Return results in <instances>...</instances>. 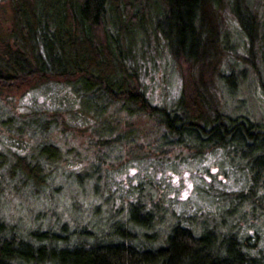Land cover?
Masks as SVG:
<instances>
[{"label":"rangeland","instance_id":"1","mask_svg":"<svg viewBox=\"0 0 264 264\" xmlns=\"http://www.w3.org/2000/svg\"><path fill=\"white\" fill-rule=\"evenodd\" d=\"M250 5L260 20L253 41L227 5L220 9L222 50L205 65L204 83L213 107L264 124V0ZM10 13L8 0H0V31L9 26ZM137 39L142 89L151 103L174 107L182 90L180 63L160 28L137 33ZM58 81L0 94V111L16 122L31 108L57 106L59 126L50 136L65 153L71 149L47 185L3 196L1 219L33 241L41 240L31 232L41 230L56 233L61 244L125 240L146 247L164 244L178 222L196 235L210 230L215 241L231 235L249 255H264V189L253 200L246 197L249 162L239 147H198L192 137L169 131L155 113L131 112L120 102H106L98 113L102 100L88 95L82 105L72 87ZM110 129L121 132L118 140L106 134ZM2 133V141H15ZM98 133L109 141L100 143ZM27 135L21 145H28ZM132 210L149 219L133 221ZM119 226L132 237L123 238ZM259 261L264 264V256Z\"/></svg>","mask_w":264,"mask_h":264},{"label":"trees","instance_id":"2","mask_svg":"<svg viewBox=\"0 0 264 264\" xmlns=\"http://www.w3.org/2000/svg\"><path fill=\"white\" fill-rule=\"evenodd\" d=\"M8 2L9 26L0 31V94L64 80L82 105L88 95L102 100L98 113L104 112L109 101L120 102L131 112L155 113L169 131L192 137L198 147H239L249 162L251 182L246 197L259 196L264 189V124L233 118L213 107L203 73L222 50L216 22L224 5L250 41L258 38L260 20L250 0ZM153 26L160 28L181 67L182 90L171 108L151 103L137 76V33L148 34ZM50 108L52 113L46 114ZM57 113V106L31 108L28 116L16 122L0 111V200L47 185L57 163L67 159L71 149L65 153L50 136L59 126ZM2 131L15 141H2ZM26 133L30 141L21 145ZM106 134L118 140L121 132L110 129ZM97 137L100 143L109 141L102 134ZM131 218L143 223L149 215L144 212L140 217L132 210ZM118 232L123 238L132 237L126 227L119 226ZM31 234L41 241L29 240L0 218V264H263L259 258L264 256L249 255L231 235L215 241L210 230L196 235L178 222L157 247L125 240L69 245L56 243V233L33 230Z\"/></svg>","mask_w":264,"mask_h":264}]
</instances>
